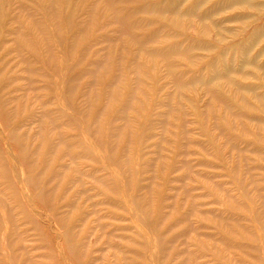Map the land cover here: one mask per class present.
<instances>
[{"label": "rangeland", "instance_id": "rangeland-1", "mask_svg": "<svg viewBox=\"0 0 264 264\" xmlns=\"http://www.w3.org/2000/svg\"><path fill=\"white\" fill-rule=\"evenodd\" d=\"M0 10V264H264V0Z\"/></svg>", "mask_w": 264, "mask_h": 264}, {"label": "bare ground", "instance_id": "bare-ground-1", "mask_svg": "<svg viewBox=\"0 0 264 264\" xmlns=\"http://www.w3.org/2000/svg\"><path fill=\"white\" fill-rule=\"evenodd\" d=\"M148 8H150V7H148ZM1 16H2V12H1V10H0V25H1ZM70 17H71V15H65V17H64V21L67 22V23H68V22L71 23V21H70ZM0 27H1V26H0ZM173 49H174V48L170 49L171 51H166V55H168L169 52H176V51H173ZM181 54L186 55V53H181ZM72 79H73V78H72ZM177 82H178L179 87H182L183 85L186 84V82L183 81L181 78H177ZM68 86H69V85H68ZM96 132H97V131H96Z\"/></svg>", "mask_w": 264, "mask_h": 264}]
</instances>
